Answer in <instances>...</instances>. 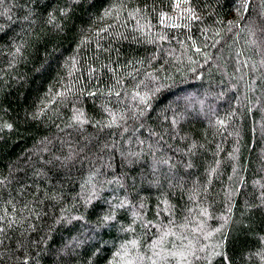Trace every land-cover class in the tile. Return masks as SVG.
<instances>
[{
  "label": "trees",
  "instance_id": "16d2710c",
  "mask_svg": "<svg viewBox=\"0 0 264 264\" xmlns=\"http://www.w3.org/2000/svg\"><path fill=\"white\" fill-rule=\"evenodd\" d=\"M0 264H264V0H0Z\"/></svg>",
  "mask_w": 264,
  "mask_h": 264
}]
</instances>
